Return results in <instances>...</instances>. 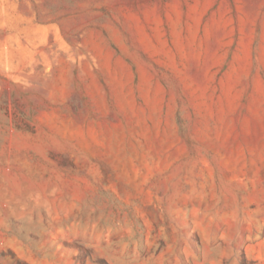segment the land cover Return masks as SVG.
<instances>
[{"label":"rangeland","instance_id":"1","mask_svg":"<svg viewBox=\"0 0 264 264\" xmlns=\"http://www.w3.org/2000/svg\"><path fill=\"white\" fill-rule=\"evenodd\" d=\"M0 264H264V0H0Z\"/></svg>","mask_w":264,"mask_h":264}]
</instances>
